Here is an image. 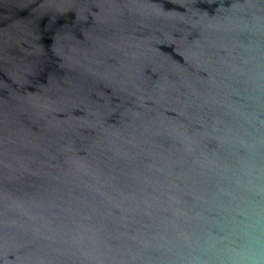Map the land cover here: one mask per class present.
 I'll use <instances>...</instances> for the list:
<instances>
[{
    "label": "water",
    "instance_id": "1",
    "mask_svg": "<svg viewBox=\"0 0 264 264\" xmlns=\"http://www.w3.org/2000/svg\"><path fill=\"white\" fill-rule=\"evenodd\" d=\"M0 264H264V0H0Z\"/></svg>",
    "mask_w": 264,
    "mask_h": 264
}]
</instances>
